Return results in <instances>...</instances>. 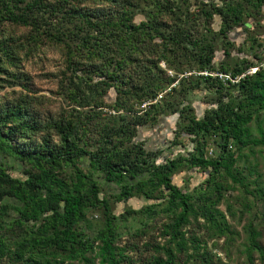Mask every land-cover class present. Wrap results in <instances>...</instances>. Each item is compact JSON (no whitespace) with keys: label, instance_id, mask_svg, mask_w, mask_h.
<instances>
[{"label":"trees","instance_id":"1","mask_svg":"<svg viewBox=\"0 0 264 264\" xmlns=\"http://www.w3.org/2000/svg\"><path fill=\"white\" fill-rule=\"evenodd\" d=\"M263 7L264 0H0V92L9 89L0 95V264H225L214 250L239 236L228 219L237 210L253 219L245 227L250 261L258 253L264 263L255 226L264 211V59L214 63L220 47L229 55L231 31L258 23ZM250 41L262 47L256 36ZM46 49L64 59L57 106L25 69ZM196 91L215 96L202 118L190 101ZM176 114L172 144L148 149L141 130ZM181 139L193 148L174 153L172 146L185 149ZM192 170L204 173L201 184L174 183ZM139 197L151 203L115 213Z\"/></svg>","mask_w":264,"mask_h":264},{"label":"rangeland","instance_id":"2","mask_svg":"<svg viewBox=\"0 0 264 264\" xmlns=\"http://www.w3.org/2000/svg\"><path fill=\"white\" fill-rule=\"evenodd\" d=\"M202 1V0H199ZM211 1V0H205ZM143 19L142 16L136 18L137 22H140ZM248 24L250 26L247 28L245 26L239 27L231 31L229 34V40L231 43V47L229 50V55H227L223 48H219L216 52L215 56V66L219 68L222 64L227 66H234L237 62L249 58L253 59L255 54H261L264 59V7L262 10V15L259 17V22L249 21ZM221 27L220 18L216 17L214 19L213 28L216 31H219ZM252 36H256L258 42L262 44L260 49H254L252 47V42L250 41ZM44 55H41L40 58H33L28 61L25 65V69L28 73H30L35 82V88L38 90L40 95H44L48 98H52L54 106L59 105L61 101L60 96L57 95L58 91V78L57 75L64 68L63 57L61 52L55 49H46ZM161 67L166 69L164 63H161ZM170 76H174V72L168 71ZM200 75V73H197ZM202 75H208V72L201 73ZM54 75V76H53ZM192 75L185 74L180 75V78ZM218 75V74H213ZM221 78H229V76L220 75ZM223 80V79H222ZM175 86V85H173ZM172 86V87H173ZM19 89V88H17ZM171 89V88H170ZM9 91V89H5L0 92V95H3L4 92ZM169 91V90H168ZM166 92H163V97ZM162 97V98H163ZM215 96L213 93L207 94L206 91H196L194 94L190 96V101L192 102V106L195 109L196 116L198 118H202L207 109L211 108V100H213ZM115 99V93L111 92L108 101L112 102ZM160 99L158 102H160ZM157 102V103H158ZM140 105L138 108L140 110H144ZM149 107H147L148 109ZM109 109H105V112L115 115L113 111H109ZM179 116L169 115L167 117H161L160 121L156 126L150 128H144L140 132V140H144L147 142L148 149H162L168 148L172 142L175 140V131L177 130V122ZM182 142L186 145L185 149L182 146H172L170 148L174 153L185 152V150H192L193 143H191L188 139H181ZM214 147L211 145L208 149V156H211L213 153ZM170 150H167V153H170ZM257 159L260 162V170L264 174V154H258ZM205 175L201 171H188L181 173L174 177V183L183 188V189H193L194 187L201 184L204 180ZM234 194H238V191H235ZM151 202L147 201L143 197L133 198L129 200L127 203L117 204L115 207V213L121 214L125 210H129L131 208L138 210L142 207L146 206ZM222 210L226 212V205H222ZM259 219L255 221V226L257 230L261 233V237L259 241L264 245V220H263V209L262 206L259 207ZM254 212V211H253ZM252 212V213H253ZM239 216H243L240 218ZM91 218V217H90ZM229 222L232 224L233 228L239 233V236L231 242V245L226 244L225 239L219 242L218 248L214 250V253L222 260L225 264H264L260 258L258 253L253 254V261H250L248 253L246 251V245L248 244V235L245 227L248 225L251 218V214L241 215L240 210H237V217L233 218L228 214ZM154 236L159 235L158 231L153 232ZM127 238H124V240ZM164 242L162 239L159 241ZM209 246L211 249L214 248L213 243L210 242Z\"/></svg>","mask_w":264,"mask_h":264},{"label":"built area","instance_id":"3","mask_svg":"<svg viewBox=\"0 0 264 264\" xmlns=\"http://www.w3.org/2000/svg\"><path fill=\"white\" fill-rule=\"evenodd\" d=\"M257 68H254V69H252L251 71H249L248 73L249 74H252V73H254V71L256 70ZM162 97H163V94H160L156 99H154L153 101H149V102H146V103H144L141 107H142V109H144V110H146L147 109V107H149L150 105H152V104H156L160 99H162ZM113 113L115 114V112L113 111Z\"/></svg>","mask_w":264,"mask_h":264}]
</instances>
